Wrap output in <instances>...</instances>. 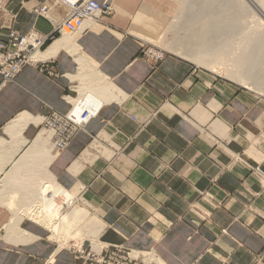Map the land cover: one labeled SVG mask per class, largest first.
Returning a JSON list of instances; mask_svg holds the SVG:
<instances>
[{
    "label": "crops",
    "instance_id": "crops-1",
    "mask_svg": "<svg viewBox=\"0 0 264 264\" xmlns=\"http://www.w3.org/2000/svg\"><path fill=\"white\" fill-rule=\"evenodd\" d=\"M48 1L0 0V38L10 29L47 37L37 64L0 76V146L15 118L38 117L22 133L34 140L42 118L68 112L84 85L98 95L96 112L63 150L49 140L48 171L79 189L76 204L99 221L85 247L152 249L165 264H264V98L168 51L157 64L143 58L167 22L161 0H115L75 33L37 13ZM11 218L0 203V264H81L45 226L24 218L14 231Z\"/></svg>",
    "mask_w": 264,
    "mask_h": 264
},
{
    "label": "bare ground",
    "instance_id": "bare-ground-1",
    "mask_svg": "<svg viewBox=\"0 0 264 264\" xmlns=\"http://www.w3.org/2000/svg\"><path fill=\"white\" fill-rule=\"evenodd\" d=\"M180 2L183 5L189 4V8H195L196 11L186 14L182 20L184 29L182 30L181 28L182 31L180 30L181 32L179 33L182 50L178 51L176 49L175 51L181 57L190 60L198 66L250 90L264 94V21L262 20L264 19V4L261 0H180ZM47 5L48 13L46 15L38 13L48 19L54 27V25L56 26L62 21L64 14L68 12V8L60 1L57 2V0H52ZM184 6L186 7V5ZM54 7H57L62 12V16L52 14ZM241 21L244 25L243 27L240 25ZM92 23L95 22H87L86 27ZM62 32L68 31L62 30ZM159 42L160 40L156 44H159ZM43 49L44 47L34 51L32 58L43 57L46 54L42 53L41 50ZM81 73V77H83L86 72L82 71ZM82 79L76 78L75 80ZM80 89V99L74 101L70 111L72 112V108L74 105L76 106L77 102H83L90 109H96L99 104L97 93L93 90L94 93L84 85ZM73 111L77 114V109ZM22 116L27 117V115ZM15 119V122L4 130L9 136V141L0 146V155L4 153L7 156L6 159L10 157L8 154L14 155L13 153H18L21 148L26 146L25 151L19 153L15 160H10L11 157L8 159L11 163L10 171L4 172V175L0 178V203L7 206L11 210L12 215H14L10 221V228L14 225L16 227L21 220L27 218L45 226V229L52 233V237L57 241L61 240L63 243L68 240L77 242L78 240L75 239H77L78 235H81L83 230L88 231L89 236L95 237L98 233L99 221L95 216H91L84 207L76 204L79 189H63L48 171V166L54 155L46 148L47 140L51 141L55 152L61 151H57L54 146L51 130L43 127L46 134L40 129L34 140L27 143V140L22 135L25 125L28 121L38 122V117L35 120L32 118L23 120V117ZM43 123L44 118H42V126ZM98 146L100 147V145ZM94 147L96 146L94 145ZM1 156L4 157L3 154ZM19 190L20 192H25L29 199L28 202L30 204L24 210L15 209V201L19 200V197L16 199L15 195ZM9 194H13V196H9ZM55 198L62 205L67 206V211L59 213ZM69 206H71L70 209ZM88 227L89 230H87ZM16 228H13L14 231ZM14 237L17 238V235ZM26 240L28 239L26 238ZM63 243H60V245L65 246Z\"/></svg>",
    "mask_w": 264,
    "mask_h": 264
},
{
    "label": "built area",
    "instance_id": "built-area-1",
    "mask_svg": "<svg viewBox=\"0 0 264 264\" xmlns=\"http://www.w3.org/2000/svg\"><path fill=\"white\" fill-rule=\"evenodd\" d=\"M39 6L37 13L44 15L48 13V3ZM66 5L68 12L54 31L62 33L77 32L86 29L87 22H100L112 11L115 0H57ZM39 14V13H38ZM47 37L38 31H29L20 34L12 29L8 30L3 38H0V76L2 82L12 80L21 68L27 63L37 64L39 60L32 58V53L42 49ZM167 51L154 44H146L141 47L140 55L152 64L162 61ZM52 73V70H48ZM77 114L69 110L66 113L51 111L44 117L43 127L50 129L52 141L57 151L65 148L71 141L73 135L81 129L92 117L96 109H90L83 102H77L73 108ZM71 250L76 258L82 260V264H165L160 257L152 250H137L123 248L117 245L96 243L95 247L89 245L87 248L83 242L71 244Z\"/></svg>",
    "mask_w": 264,
    "mask_h": 264
},
{
    "label": "rangeland",
    "instance_id": "rangeland-1",
    "mask_svg": "<svg viewBox=\"0 0 264 264\" xmlns=\"http://www.w3.org/2000/svg\"><path fill=\"white\" fill-rule=\"evenodd\" d=\"M161 1L164 4L163 5L164 6V9L167 11L168 18H167L166 24L164 26H162L159 29L158 33H157V36L159 38L161 37L159 44H156V43H153V44L159 46L160 48H162V49H164V50H166V51H168L170 53H173V54H176L178 56H181L175 50L176 49H178V51H181L182 50V48H181L182 47V44H181V42L179 40V33L184 29V26L182 24L183 23L182 20L185 18L186 14L193 13V12L196 11V9L195 8L194 9H190L189 8V4H184V5H186V7H185L182 4V2H180V0H161ZM261 2L264 4V0H261ZM247 4L249 5L250 8H252V6L249 3H247ZM262 20L264 21V19H262ZM240 25L242 27L244 26L243 23H242V21H241V24ZM181 28H182V30H181ZM196 66L199 67V68L205 69V68H203L201 66H198V65H196ZM251 91L255 92L257 96H259L261 98H264V94L263 93L257 92L255 90H251ZM41 130L44 131L43 126H41ZM45 134H46V132H45ZM45 145H46V148L49 149V152L51 154H53L54 152H51L52 151L51 150L52 148L50 147L49 140H47V143ZM25 148H26V146L23 147V148H21V150H20L19 153H22V151H25ZM22 170H24V169H22ZM16 193L17 194L15 195V198L17 199L19 197V200H16L15 201V203H16L15 204V209H17V210L23 209L24 210V208L30 204L28 202L29 201L28 196L25 194V192H20V190H19V192H16ZM9 196H13V194L12 195L9 194ZM5 197H7V196H5ZM54 200H55V203H57V205H58V208L57 209L59 210V213H63V211L64 212L67 211V209H68L67 206L62 205V203L57 198H55ZM60 200H62V199L60 198ZM71 206H73V205H71ZM71 206H69V209L71 208ZM12 216L14 217V215H12ZM87 230H89V227H88ZM86 237L87 238L90 237L88 235V231L83 230L81 232V235H78L77 236V239H75V240H78L77 242L68 240L66 243L65 242L63 243V242H61V240L60 241H57L52 236H51V239L54 240L55 242H57V244H59V245H60V243H63V244H65V246H70L71 244H78V243L83 242ZM60 246H62V245H60ZM77 259H79V258H77ZM81 264H82V261H81Z\"/></svg>",
    "mask_w": 264,
    "mask_h": 264
}]
</instances>
